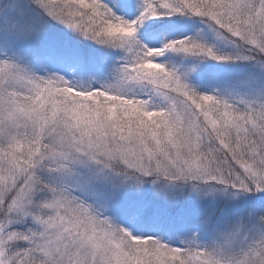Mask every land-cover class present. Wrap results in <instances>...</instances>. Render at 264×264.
Instances as JSON below:
<instances>
[{"label":"snow or ice","instance_id":"obj_1","mask_svg":"<svg viewBox=\"0 0 264 264\" xmlns=\"http://www.w3.org/2000/svg\"><path fill=\"white\" fill-rule=\"evenodd\" d=\"M0 264H264V0H0Z\"/></svg>","mask_w":264,"mask_h":264}]
</instances>
